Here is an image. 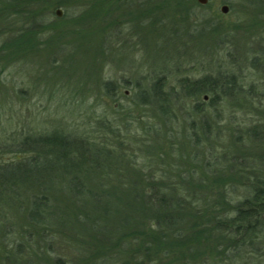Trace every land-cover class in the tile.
<instances>
[{"label":"rangeland","instance_id":"rangeland-1","mask_svg":"<svg viewBox=\"0 0 264 264\" xmlns=\"http://www.w3.org/2000/svg\"><path fill=\"white\" fill-rule=\"evenodd\" d=\"M206 1L205 5H200L197 0H128L123 10H114L112 5V11L94 20L91 27L74 26L72 30L80 31L79 36L78 32L72 35L68 24L82 10L60 9L62 16L57 18L55 11L59 9L50 14L48 9L41 7L34 15L41 14L42 19L32 22L29 17H34V7L20 6L19 0L17 5L0 0V165L30 157V154L18 155L14 151L15 143L23 137L57 132L88 138L98 147L105 145V141L114 147L116 142H124L123 147L135 151L129 162H135L136 169L141 168L140 164L148 161L142 158L138 147H131L129 143L150 136L148 133L155 121L151 120L149 109L134 108V96L137 85L148 89L151 81L159 78L165 91L176 94L177 98L171 103L172 122L157 125L164 131L159 136L162 141L166 139V143L182 146L180 156L186 161V167L181 168H194L191 178L195 183H205L201 178H211L208 176L211 169L205 172L204 167L217 164L219 171L227 170L234 161L243 163L242 174L247 177L239 184L260 177L264 173V0ZM222 6L228 8L226 14L220 12ZM52 25L57 28L66 25V28L50 33L45 28ZM27 29L35 36L28 31L21 34ZM9 39L15 40L17 46L6 59L4 44ZM218 74L234 76L241 85L242 94L235 100L225 101L224 98L214 109H209L210 93L200 94L195 99H183L179 94L180 82L213 78ZM104 82L114 83L117 92L105 95ZM195 104L207 111L210 121L215 120L220 134L215 141L203 142L199 121H196L195 133L189 132L192 144L196 145L188 147L186 119ZM201 120L207 119L203 116ZM111 130H118L117 135ZM108 131L118 139L113 141L107 137ZM247 131L253 132L250 139H247ZM231 134L239 137L236 142L243 150L241 153L234 152ZM127 147V150L110 149L121 151L120 156L127 160L132 154L131 150L127 152ZM224 150L225 157L221 158ZM110 162L115 171L126 167L113 155ZM170 165H166L162 177L164 174V178L172 176L174 171L166 173ZM111 181L101 183H133L131 178ZM31 191L32 186L27 185L1 194L0 227L7 226L10 234L0 237V252L14 251L19 246L23 254L15 260L17 264H51L56 260L64 264L82 262L78 260L90 253L84 245L86 220L84 214L77 213L67 215L70 220L65 223L58 217L50 223L46 237L51 240L46 241L51 243L52 252L39 258L48 243L38 236L40 233L36 235L25 219L24 201L30 199ZM204 192L203 188L198 189L193 200L201 204L212 201L211 194ZM49 196L51 203L55 197H68L67 192L62 191L55 197ZM62 212L60 208L59 213ZM104 220L110 222L107 218ZM61 222L64 224L60 225ZM108 232H98L99 244L108 245V236L112 241L116 235L118 239L120 232ZM257 248L258 252L250 258L253 262H264L262 239ZM117 251L113 250L110 255ZM108 262L115 264V261Z\"/></svg>","mask_w":264,"mask_h":264},{"label":"trees","instance_id":"trees-1","mask_svg":"<svg viewBox=\"0 0 264 264\" xmlns=\"http://www.w3.org/2000/svg\"><path fill=\"white\" fill-rule=\"evenodd\" d=\"M7 1L11 2L9 5L18 4V0ZM19 2L20 6L34 7L32 15L41 7L48 9L50 14L56 9L82 10L76 19L70 20L68 26L72 30L74 26L80 28L83 24L91 27L94 20L112 11V5L114 10L118 11L119 8L123 10L128 0H19ZM29 18L32 22H40L42 19L41 14ZM65 26L57 28L52 25L45 29L54 33L65 29ZM27 31L30 32L27 29L21 34ZM70 32L72 35L80 33L76 30ZM30 34L32 37L35 36L32 32ZM4 45L7 59L17 45L13 39H9ZM241 89L234 76L223 74L179 83V94L183 99H195L200 97V94L210 93L212 98L209 109L218 107L224 98L225 101L235 100L242 94ZM103 90L105 95L117 92V88L111 82H104ZM175 95L165 91L164 84L159 78L151 81L148 89L139 88L137 85L134 96L136 104L133 106L139 110L149 109L150 118L155 121L148 133L150 136L143 141L129 143L131 147H138L142 158L148 161L147 164H140L141 168L136 169V163L129 162V158L133 160L135 151L127 146L123 147L124 142L118 141L114 147L112 143L105 141V145L98 147L88 138L57 132L25 136L15 143L14 151L18 155L30 154V157L21 162L0 165V198L3 192L6 194L12 192L14 188L31 185L30 199L24 201V215L29 227L37 232L36 235L40 233L38 236L45 242L51 240L46 236L51 229L50 223L57 221V217L65 223L70 220L67 219L70 213L84 214L86 220L84 230L87 232L84 245L90 254L83 260H78L82 262L74 264L113 263L108 261H115V264H264L253 262L250 258L258 252V241L261 239L264 241V173L241 185L239 181L242 178L247 179L242 174L243 163L234 161L227 166V170L221 171L217 164H213L211 168L204 167L205 172L211 169V174L208 175L211 178H201L205 183H195L191 178L195 174L194 168L190 170L188 167L181 168L186 167V161L180 156L182 146L178 144L176 146L173 142L166 143V139L162 141L159 135L164 131L157 128L159 123L169 125L170 121L172 122L174 113L171 103L177 99ZM206 115L207 111L199 109L196 104L192 112L187 114L188 126L185 130L188 135L185 138L189 141L188 147L196 145L192 144L190 135L191 132L195 133L196 121H199L203 142L215 141L216 136L220 134V128L216 126L215 120L210 121ZM203 116L209 123L207 120L205 122L201 120ZM142 118L141 116L140 119ZM193 118L195 120H192ZM111 132L117 135L118 130ZM251 133L253 132L247 131V139H250ZM107 137L113 141L118 139V136H111L109 131ZM231 137L235 142L232 147L234 152L241 153L243 150L236 142L239 137L234 138V134H231ZM126 147L127 152L129 150L132 152L127 160L120 156L121 151L111 150L115 148L122 150ZM167 150L169 152H166ZM221 153V158L225 157V150ZM112 155L126 167L118 171L113 170L110 165ZM175 156L178 157L177 160L173 159ZM167 164L171 165L166 173L174 171L178 174L173 172L169 178H164L166 174L162 177L161 174L167 168ZM114 178L118 180L131 178L133 183L128 185L101 183L112 182L111 179ZM200 188L206 190L204 193L209 192L213 200L207 204L194 201L198 193L196 191ZM61 191L67 192L68 197L64 199L55 197ZM50 194L55 195L52 203L48 198L51 197ZM239 197L242 198L233 201ZM60 208L63 210L62 214L59 213ZM106 218L110 220L109 223H105ZM63 222L60 225H63ZM104 231L120 233L118 239L116 235L114 241L108 236L107 239L110 241L108 245H104L103 242L99 244L98 232ZM9 234L7 226L0 227V237ZM128 241L132 244L129 245ZM47 243L44 253L39 258L46 257V254H50L49 251L52 252L51 243ZM124 243L128 246L122 248ZM15 248L14 251L0 252V264L19 263L15 260L23 253L19 246ZM115 249L118 251L110 255ZM113 256L118 257L112 258ZM124 258H126L124 262H116ZM64 263L59 260L51 262Z\"/></svg>","mask_w":264,"mask_h":264},{"label":"water","instance_id":"water-1","mask_svg":"<svg viewBox=\"0 0 264 264\" xmlns=\"http://www.w3.org/2000/svg\"><path fill=\"white\" fill-rule=\"evenodd\" d=\"M197 2L200 4V5H205L206 4V0H197ZM220 12L222 13V14H226L227 12H228V8L226 7V6H222L221 8H220ZM55 16L57 17V18H60L61 16H62V12H61V10H56L55 11Z\"/></svg>","mask_w":264,"mask_h":264}]
</instances>
